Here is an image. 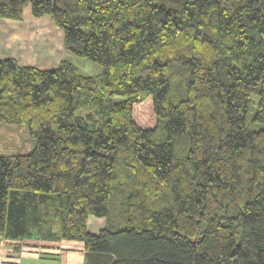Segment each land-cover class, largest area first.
<instances>
[{"label":"trees","instance_id":"16d2710c","mask_svg":"<svg viewBox=\"0 0 264 264\" xmlns=\"http://www.w3.org/2000/svg\"><path fill=\"white\" fill-rule=\"evenodd\" d=\"M63 33L0 58V240H79L83 264H264V0H0ZM100 65L82 74L70 61Z\"/></svg>","mask_w":264,"mask_h":264},{"label":"rangeland","instance_id":"374dc122","mask_svg":"<svg viewBox=\"0 0 264 264\" xmlns=\"http://www.w3.org/2000/svg\"><path fill=\"white\" fill-rule=\"evenodd\" d=\"M28 10L29 6L26 7L21 21L0 19V57L13 56L20 63L33 64L40 68L54 67L65 56L62 30L48 16L35 18ZM70 55V61L82 74L95 75L101 71L98 63ZM34 144L35 141L24 124L1 125L0 153L26 152Z\"/></svg>","mask_w":264,"mask_h":264},{"label":"crops","instance_id":"0c3cea01","mask_svg":"<svg viewBox=\"0 0 264 264\" xmlns=\"http://www.w3.org/2000/svg\"><path fill=\"white\" fill-rule=\"evenodd\" d=\"M7 57L13 56L0 58ZM57 244L63 246L58 247ZM83 260L84 245L79 240L52 241L36 238L0 240V264H83Z\"/></svg>","mask_w":264,"mask_h":264}]
</instances>
